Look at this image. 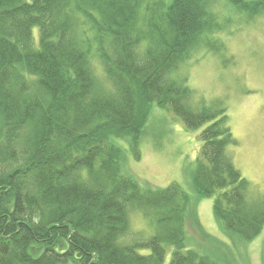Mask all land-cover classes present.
Here are the masks:
<instances>
[{
    "label": "trees",
    "instance_id": "16d2710c",
    "mask_svg": "<svg viewBox=\"0 0 264 264\" xmlns=\"http://www.w3.org/2000/svg\"><path fill=\"white\" fill-rule=\"evenodd\" d=\"M246 19L264 0H227ZM210 0H0V264H223L188 248L199 202L213 198L223 235L245 243L264 227V199L228 156L235 144L223 102L194 103L173 74L192 52L214 53ZM39 28L36 46L33 30ZM206 37V39H205ZM203 129L178 185L141 187L123 174L141 158L153 107ZM138 212L154 235L133 244Z\"/></svg>",
    "mask_w": 264,
    "mask_h": 264
},
{
    "label": "rangeland",
    "instance_id": "374dc122",
    "mask_svg": "<svg viewBox=\"0 0 264 264\" xmlns=\"http://www.w3.org/2000/svg\"><path fill=\"white\" fill-rule=\"evenodd\" d=\"M210 10L220 24L212 34L224 43L216 53L200 47L173 74L193 92L194 103L223 102L235 144L228 156L249 183L250 201L264 199V15L246 19L227 0H210ZM36 46L39 28L33 30ZM206 39V37H205ZM203 128L190 130L170 110L153 107L147 135L141 141V158L129 153L123 174L141 187L165 189L178 185L195 196L191 172L202 146ZM213 198L199 202V222L187 227V247L214 254L223 264H264V227L252 242L223 235L213 213ZM154 223L138 212L130 216V232L122 239L133 244L154 235ZM172 250L167 251L166 264Z\"/></svg>",
    "mask_w": 264,
    "mask_h": 264
}]
</instances>
